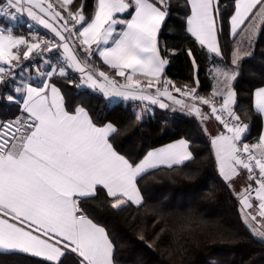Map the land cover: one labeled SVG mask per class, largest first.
Returning a JSON list of instances; mask_svg holds the SVG:
<instances>
[{
  "label": "snow or ice",
  "instance_id": "obj_1",
  "mask_svg": "<svg viewBox=\"0 0 264 264\" xmlns=\"http://www.w3.org/2000/svg\"><path fill=\"white\" fill-rule=\"evenodd\" d=\"M177 112L192 131L143 130ZM204 162L236 204L228 235L264 245V0H0V264H186L222 226L166 214L159 181Z\"/></svg>",
  "mask_w": 264,
  "mask_h": 264
},
{
  "label": "trees",
  "instance_id": "obj_2",
  "mask_svg": "<svg viewBox=\"0 0 264 264\" xmlns=\"http://www.w3.org/2000/svg\"><path fill=\"white\" fill-rule=\"evenodd\" d=\"M181 33L175 20H169L161 35V41H167L169 45L178 41ZM204 63L203 60L201 61ZM108 70V69H105ZM168 74L174 80L183 83L188 76V69L184 57L181 55L175 59L168 69ZM201 80L207 86L210 81L205 80V72H200ZM255 79H259L258 75ZM250 87L247 81L244 82V96L247 97V89ZM247 101H245L246 103ZM114 115L123 116V112L117 111ZM171 115V113H170ZM252 133L256 134L261 125L256 115L252 116ZM195 122L191 117L185 118L179 112L174 120L168 121L167 130L160 132L155 119H150L143 126L144 131H153L152 139L157 135L160 141L166 143L169 139L178 138L181 135L192 131ZM124 135V133H122ZM202 147L203 145H198ZM193 173L191 176L185 173ZM215 172L208 162L202 164H190L185 169L177 168L174 174H164L159 181L160 185L166 189V199L161 201L164 212L167 213H195L204 219L217 221L221 226L223 235L215 230L197 228L200 236L190 254L185 257L186 264H247L248 261L254 264H264V245L251 239L234 240L228 235V229L236 222V204L230 194L213 177ZM215 190V199H207L206 193ZM168 223H173L175 217L167 216ZM168 260L165 254L162 257Z\"/></svg>",
  "mask_w": 264,
  "mask_h": 264
}]
</instances>
